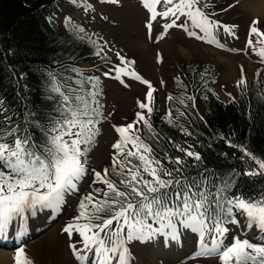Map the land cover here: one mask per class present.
Listing matches in <instances>:
<instances>
[{
    "label": "snow or ice",
    "instance_id": "1",
    "mask_svg": "<svg viewBox=\"0 0 264 264\" xmlns=\"http://www.w3.org/2000/svg\"><path fill=\"white\" fill-rule=\"evenodd\" d=\"M112 2L117 3L118 0ZM143 2L151 10V20H156L157 16L175 18L165 25L166 28L185 27L183 23H176L180 16L184 15L191 18L196 27L209 34L213 28L219 26L211 22L198 7L199 0H164V3L171 7L162 13L156 10V5L162 0ZM258 23L259 20H253L250 31L264 37V31L256 27ZM147 27L151 29L152 24L148 23ZM225 28L231 31V27ZM189 35L195 33L190 32ZM260 42L264 43V40ZM248 43L251 45L252 40ZM259 54L264 57V48L259 49ZM120 60L124 62L125 58L120 56ZM134 63L135 61H126L127 66L119 67L116 71L140 80L139 74L134 70L129 71ZM119 78L117 76V79ZM143 83L149 86L146 96L148 103L140 102L139 107L151 112L153 109L150 104L155 89L148 80H143ZM62 88L66 89L67 94ZM52 90L62 98L61 107L57 109L60 116L49 120L47 126L41 127L43 141L38 143L25 128L18 124L13 125L11 117L4 116L3 123H0V236L6 237L16 218L26 219L25 213L28 210L35 214L38 206L58 208L64 202L65 193L76 190L78 182L87 172V154L95 142V136L99 134V120L96 118L99 113L97 107L92 106H98L95 93L81 94L67 83L54 85ZM89 96L92 97L91 100ZM3 112L0 101V113ZM136 115V123L143 121L149 129L151 128L142 113ZM171 122L170 120L169 123ZM36 126L40 127L38 122ZM134 127L133 123L118 127L117 131L123 139L113 147L123 154L124 146L131 141L135 151L129 149L126 155L136 158L138 163L117 161L114 158L112 172L120 177L118 182L105 178L109 172L107 168L103 170L104 175L95 172V177L102 179L107 185L108 191L104 192L107 199L97 202L93 196H86L79 205L81 214L76 220L84 217L88 222L68 224L64 229L70 235L74 230L79 232L83 237L84 250L92 254L94 261L90 260L87 254H82L75 244L70 245L77 258L88 261L89 264H113L114 261L115 264H131V253L126 242L151 240L165 229H168L167 234L174 238L180 224L199 232V244L203 251L197 255L215 254L221 264H264V242L255 243L233 234L232 241L225 244L231 231L229 225L241 223L237 213L245 217V229L255 227L264 232V193H261L259 198L233 194L231 198L221 199L222 189L215 193L205 190L207 177L197 182L196 178L183 175L181 166L185 162L180 156L157 157L150 145L145 144L139 136L131 134ZM186 134L190 135L187 132ZM81 145L89 147L82 148ZM175 147L187 157H193L196 161L202 159L199 152L178 144ZM248 155L260 170H264V159H257L250 152ZM165 160L177 167L165 166ZM246 174L253 176L258 173L250 171ZM260 174H264V171ZM86 202L92 203L96 213L104 215L88 214ZM93 220H98L99 223H92ZM149 220L159 224V227L153 228V223H149ZM206 221L212 223L211 228L207 227ZM206 233L213 234L210 246L204 240ZM15 264L35 262L23 248H18Z\"/></svg>",
    "mask_w": 264,
    "mask_h": 264
},
{
    "label": "trees",
    "instance_id": "2",
    "mask_svg": "<svg viewBox=\"0 0 264 264\" xmlns=\"http://www.w3.org/2000/svg\"><path fill=\"white\" fill-rule=\"evenodd\" d=\"M61 2L69 0H0V101L4 109L0 123L4 116L11 117L13 125L25 128L39 143L44 140L41 127L60 116L57 109L62 98L52 90L54 85L67 83L81 94L95 93L98 106H92L99 113L96 117L99 134L87 154L89 164L102 132L105 95L101 75L84 72L80 65L90 61L107 66L113 59L107 50L108 41L97 32L75 23L70 16L57 23L54 17ZM181 67L183 72L172 78L174 93L167 94L168 108L162 109L155 103L148 119L151 128L141 124L140 139L159 158L180 156L185 162L181 166L183 175L194 177L197 182L207 177L205 190L215 193L222 189L221 199L231 198L233 194L259 198L264 193V174H260L264 170L259 169L248 153L264 159V65L254 71L246 84L238 86L237 99L226 103L215 90L218 70L214 65L189 62ZM62 91L67 94L66 89ZM196 102L202 110L197 109ZM37 122L40 127L36 126ZM177 144L199 152L202 159L187 157L175 147ZM129 149L132 150L127 144L123 154L116 149V156L103 164L109 169L110 180L120 179L112 172L114 158L138 163L136 158L127 157ZM164 163L169 168L177 167L168 160ZM250 171L258 174L249 176L246 173ZM94 194L100 195L102 191L91 187L78 197L74 206L76 214L80 216L79 205L88 195L97 202L107 199L95 198ZM86 203L88 214L104 215L96 213L92 203ZM80 220L83 224L88 222L84 217ZM206 224L212 225L209 221Z\"/></svg>",
    "mask_w": 264,
    "mask_h": 264
},
{
    "label": "rangeland",
    "instance_id": "3",
    "mask_svg": "<svg viewBox=\"0 0 264 264\" xmlns=\"http://www.w3.org/2000/svg\"><path fill=\"white\" fill-rule=\"evenodd\" d=\"M253 1L254 4L260 2ZM243 2L244 0H199L198 7L211 22L219 25L212 29L211 34L196 27L187 15L180 16L176 21L177 24L183 23L185 27L166 28L165 25L175 18L157 16L156 20H151V10L144 5L143 0H118L117 3L112 0H69L60 3L54 17L57 23L70 16L75 23L97 32L108 41L107 50L113 59L110 65L98 66L90 61L80 65L84 72L101 75L105 119L101 125L98 144L91 152V161L86 165L87 172L78 182L77 189L65 193L64 202L58 208L38 206L35 214L28 210L25 213L26 219L16 218L6 237L0 236V249L12 253L9 257L10 264H15L18 248H23L35 264H89L88 261L77 258L70 247L73 244L94 261L92 254L84 250L83 237L79 232L74 230L70 235L64 229L68 224H83L81 220H76L79 215L74 210L78 197L89 192L91 187L102 191L100 195L94 194L95 198L103 197L107 191V185L102 179L95 177L94 173L101 172L104 175L103 164L116 156L117 151L113 145L123 139L117 128L133 123L135 127L131 134L139 136V127L143 121L136 123V114L142 113L149 119L150 112L139 107L140 102L148 103L146 96L149 86L143 80H148L155 89L150 106L153 108L156 103L166 109L167 94L174 93L172 78L178 72H183V63L214 65L218 70L215 90L220 100L226 103L234 102L239 93L238 86L246 84L254 71L264 65V57L259 54V49L264 48V43L260 42L264 37L250 31L253 20H259L256 27L264 31V8L256 17L250 8L243 6ZM168 7L171 5L162 0L156 5V10L162 13ZM148 23L152 24L151 29L147 27ZM225 26L231 27V31H227ZM190 32L195 35H189ZM250 39L251 45L248 43ZM120 56L125 58L124 62L120 60ZM126 61H135L129 71L134 70L139 74L140 80L116 71L119 67L127 66ZM117 76L120 78L117 79ZM197 109L202 110L199 103ZM127 145L135 151L131 141ZM105 178L109 179L107 174ZM237 218L241 223L229 225L231 231L225 244L232 241L233 234L255 243L264 242V232L255 227L245 229V217L237 213ZM115 227L114 221L113 228ZM157 227L159 224L153 223V228ZM207 227L211 228L212 225L208 224ZM168 232L165 229L151 240L126 242L131 253V264H219V258L215 254L197 255L203 251L199 244V232L180 224L174 238ZM212 235L206 233L204 237L209 246ZM180 243L184 245L186 253H182Z\"/></svg>",
    "mask_w": 264,
    "mask_h": 264
},
{
    "label": "bare ground",
    "instance_id": "4",
    "mask_svg": "<svg viewBox=\"0 0 264 264\" xmlns=\"http://www.w3.org/2000/svg\"><path fill=\"white\" fill-rule=\"evenodd\" d=\"M252 1L253 0H244L243 6L247 7L248 9L250 8V10L253 11V14L257 17L263 11L262 9L264 8V1L258 0L261 2V3L258 2V4L257 3L254 4V3H252ZM253 2H255V1H253ZM180 245H181V250H183L182 253H186V250L183 249L184 245L181 243H180ZM10 253H11L10 251L0 249V264H10V262H9Z\"/></svg>",
    "mask_w": 264,
    "mask_h": 264
}]
</instances>
